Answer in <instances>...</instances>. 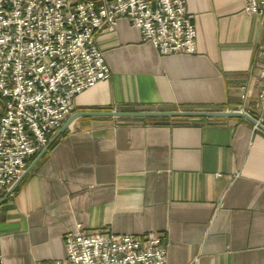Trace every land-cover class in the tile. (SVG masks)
I'll list each match as a JSON object with an SVG mask.
<instances>
[{"label":"crops","instance_id":"obj_1","mask_svg":"<svg viewBox=\"0 0 264 264\" xmlns=\"http://www.w3.org/2000/svg\"><path fill=\"white\" fill-rule=\"evenodd\" d=\"M186 7L194 54L161 55L125 17L98 33L111 77L78 93L73 113L250 109L257 118L259 17L242 0ZM53 143L0 202V264L61 259L65 233L80 225L160 233L167 264H264V131L246 119L86 115Z\"/></svg>","mask_w":264,"mask_h":264},{"label":"built area","instance_id":"obj_2","mask_svg":"<svg viewBox=\"0 0 264 264\" xmlns=\"http://www.w3.org/2000/svg\"><path fill=\"white\" fill-rule=\"evenodd\" d=\"M242 1L264 28V0ZM120 17L161 55L197 51L186 0H0V199L73 113L75 96L111 77L96 36ZM259 54L264 57L263 47ZM258 63L263 80L264 61ZM256 96L262 123L264 84ZM248 97L244 85L241 98ZM64 236V257L42 264H167V247L157 232L124 235L80 225Z\"/></svg>","mask_w":264,"mask_h":264},{"label":"water","instance_id":"obj_3","mask_svg":"<svg viewBox=\"0 0 264 264\" xmlns=\"http://www.w3.org/2000/svg\"><path fill=\"white\" fill-rule=\"evenodd\" d=\"M86 115H101V116H113V117H151V116H225V117H242L251 122L255 127L264 131V124L259 122L255 117L246 113L244 110H221V111H183V110H109V111H79L75 112L65 120L60 129L50 139L48 144L43 148L35 159L25 169L23 176H25L34 165L39 162L38 160L42 155L50 148L56 138L64 132L68 125L78 117ZM21 176L15 184L6 192V194L0 199V202L4 201L18 186L23 179Z\"/></svg>","mask_w":264,"mask_h":264},{"label":"trees","instance_id":"obj_4","mask_svg":"<svg viewBox=\"0 0 264 264\" xmlns=\"http://www.w3.org/2000/svg\"><path fill=\"white\" fill-rule=\"evenodd\" d=\"M54 145V143L51 145V148H52V146ZM33 158V157H32Z\"/></svg>","mask_w":264,"mask_h":264}]
</instances>
